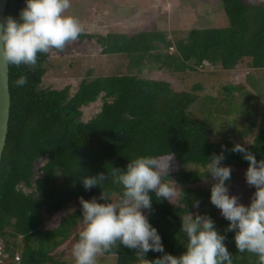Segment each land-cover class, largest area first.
I'll list each match as a JSON object with an SVG mask.
<instances>
[{"label":"trees","instance_id":"obj_1","mask_svg":"<svg viewBox=\"0 0 264 264\" xmlns=\"http://www.w3.org/2000/svg\"><path fill=\"white\" fill-rule=\"evenodd\" d=\"M221 2L227 27L193 28L186 38L176 42L169 40L165 31L87 35L89 39L97 38L103 55L126 57L130 64L128 73L82 81L76 94H71L70 87L41 88L49 54H38L34 67L9 65L11 116L0 163L2 264H9L11 259H18L19 264H58L55 251L64 242L79 238V198L95 197L103 203L98 199L103 190L111 200H117L121 187L112 182L111 167L124 170L128 161L139 156L171 153L174 158L169 179L181 188L184 197H178L173 205L152 192V213L143 210L160 235L164 252L179 257L185 251L179 216L190 211L211 217L218 233L226 236L224 244L233 264H258L254 254L239 253L235 232L226 231L229 222L211 204V186L205 185L211 180L210 176L204 178L206 160L219 155L224 146L227 151L223 152L222 166L232 169L231 179L226 181L229 195L237 196L240 204H250L238 174L239 169L247 170L248 162L241 153L231 151L237 142L228 135L227 128L222 130L223 137H211L210 129L223 115L230 114L232 102L225 100L222 104L209 95L200 98L202 85H195L191 91H177L166 81L141 78L132 72L141 71L149 61L150 68L172 73H197L216 67L224 71L264 70V0ZM24 7L25 0H9L5 18L18 19ZM21 75L27 77V84L17 87L15 81ZM227 90L233 91V87ZM100 98L104 101L101 112L88 122L81 121L80 109ZM249 101L247 97L245 103ZM198 105L200 114L195 117L190 110ZM242 146L257 161L264 159V129L252 144ZM107 171L109 180L102 189H84L81 177ZM197 200L199 207L194 208ZM70 207L77 210L63 217L57 228L47 229L50 217ZM135 254V250L121 245L116 254L102 256L113 257L115 264H138ZM163 255L149 251L146 258L155 260Z\"/></svg>","mask_w":264,"mask_h":264},{"label":"clouds","instance_id":"obj_2","mask_svg":"<svg viewBox=\"0 0 264 264\" xmlns=\"http://www.w3.org/2000/svg\"><path fill=\"white\" fill-rule=\"evenodd\" d=\"M71 0H25L19 18L8 16L0 22V64L34 67L38 54L55 50L63 52L75 42L83 31L80 20L68 13ZM17 87L27 84L21 75ZM223 151L206 160L205 180L211 185L210 202L229 222L226 231L235 232V246L239 253H251L264 264V159L257 161L255 155L240 144L231 151L241 153L248 162L245 173L247 185L255 188L248 206L240 204L238 197L229 195L226 181L231 179L232 169L222 166ZM174 156H139L128 161L126 169L112 168L110 176L121 187L119 199L111 200L106 191L97 198L84 200L82 206V230L72 245L74 264H98L97 258L106 253L116 254L121 245L135 250L138 264H233L232 254L224 244L225 235L218 233L214 221L208 215L187 211L180 217L181 234L185 251L179 256L164 252L157 230L149 223L143 210L152 213V197L163 198L175 205L178 197H184L181 188L169 179L170 162ZM168 179L165 180L164 178ZM109 180L107 174L81 177L85 190L102 186ZM199 201L193 207H199ZM186 238V239H185ZM149 251L164 253L155 260L146 258Z\"/></svg>","mask_w":264,"mask_h":264},{"label":"rangeland","instance_id":"obj_3","mask_svg":"<svg viewBox=\"0 0 264 264\" xmlns=\"http://www.w3.org/2000/svg\"><path fill=\"white\" fill-rule=\"evenodd\" d=\"M67 14L80 20L83 31L81 37L69 44L63 52L53 50L48 53V72L41 84L43 90L70 87L71 94H76L84 80L89 82L100 76L128 73L129 59L117 57L119 55H103L97 38L89 39L87 35H134L140 32L165 31L168 39L176 42L186 38L193 28L228 26L221 0H71ZM173 51L171 49L170 52ZM151 65L152 61H149L141 71L134 69L132 72L141 78L166 81L177 91H191L195 85H202L198 91L200 98L209 95L222 104H226L225 100L232 102L230 114L223 115L210 129L212 139L223 137L222 130L227 128L228 135L237 144L250 145L259 131L264 129V70L237 68L224 71L216 67L186 74L162 72L150 68ZM230 87H233V91L227 90ZM247 97L251 98L249 103H245ZM103 104L104 101L100 98L83 106L80 109V120L88 122L95 118L101 112ZM199 105L190 110L195 117L200 114ZM241 132H246L245 136H241ZM37 169L38 166L35 169L36 176ZM245 173V169L238 170L245 195L251 202L252 190L255 188L247 185ZM213 183L215 181L211 178L205 185L209 187ZM75 209L77 207H70L65 212L50 217L47 229L57 228L62 218ZM80 210L82 211V207ZM75 242L72 239L66 241L55 251L58 264H74L71 248ZM97 260L98 264H115L113 257L99 256ZM9 264H19V260L11 259Z\"/></svg>","mask_w":264,"mask_h":264},{"label":"water","instance_id":"obj_4","mask_svg":"<svg viewBox=\"0 0 264 264\" xmlns=\"http://www.w3.org/2000/svg\"><path fill=\"white\" fill-rule=\"evenodd\" d=\"M9 0H0V22H3ZM10 68L0 64V163L7 144L11 116Z\"/></svg>","mask_w":264,"mask_h":264},{"label":"built area","instance_id":"obj_5","mask_svg":"<svg viewBox=\"0 0 264 264\" xmlns=\"http://www.w3.org/2000/svg\"><path fill=\"white\" fill-rule=\"evenodd\" d=\"M3 249H4V247H3L2 243L0 242V256H5ZM0 264H2V260H0Z\"/></svg>","mask_w":264,"mask_h":264}]
</instances>
